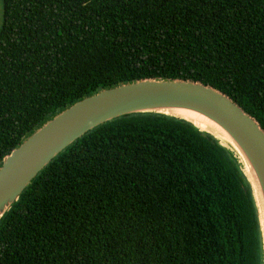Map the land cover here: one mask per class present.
I'll return each mask as SVG.
<instances>
[{
  "label": "trees",
  "instance_id": "obj_1",
  "mask_svg": "<svg viewBox=\"0 0 264 264\" xmlns=\"http://www.w3.org/2000/svg\"><path fill=\"white\" fill-rule=\"evenodd\" d=\"M191 79L264 128V0H2L0 162L101 88ZM0 264H262L249 182L208 132L145 112L53 158L0 219Z\"/></svg>",
  "mask_w": 264,
  "mask_h": 264
},
{
  "label": "water",
  "instance_id": "obj_2",
  "mask_svg": "<svg viewBox=\"0 0 264 264\" xmlns=\"http://www.w3.org/2000/svg\"><path fill=\"white\" fill-rule=\"evenodd\" d=\"M166 110L195 112L228 134L244 157L255 181L263 224L255 188L235 150L223 144L215 134L185 118L170 115ZM145 112L184 119L213 135L232 153L251 187L264 264V128L230 96L211 85L191 79L145 78L119 83L85 95L49 117L26 135L0 162V219L34 177L75 140L104 122Z\"/></svg>",
  "mask_w": 264,
  "mask_h": 264
},
{
  "label": "bare ground",
  "instance_id": "obj_3",
  "mask_svg": "<svg viewBox=\"0 0 264 264\" xmlns=\"http://www.w3.org/2000/svg\"><path fill=\"white\" fill-rule=\"evenodd\" d=\"M165 112L170 114V115L185 118V119L189 120L190 122L194 123L195 125H197L198 127H200L201 129L207 130V131L215 134L216 136H218L221 139L223 144H225L226 146L233 149V151L235 150L236 154L239 156V159L241 161V164H242V167H243L245 173L249 176V178L251 179L253 186L255 188L257 204H258L259 209H260L261 223L263 224L261 205H260L259 196L257 193L255 181L249 172V167H248L247 163L245 162L244 157L240 153L239 149L237 148V146L233 142V140L228 136V134L223 129H221L217 124H215L211 120H209L206 117H204L200 114H197L195 112H191V111H187V110H166Z\"/></svg>",
  "mask_w": 264,
  "mask_h": 264
},
{
  "label": "rangeland",
  "instance_id": "obj_4",
  "mask_svg": "<svg viewBox=\"0 0 264 264\" xmlns=\"http://www.w3.org/2000/svg\"><path fill=\"white\" fill-rule=\"evenodd\" d=\"M2 22V0H0V26Z\"/></svg>",
  "mask_w": 264,
  "mask_h": 264
}]
</instances>
